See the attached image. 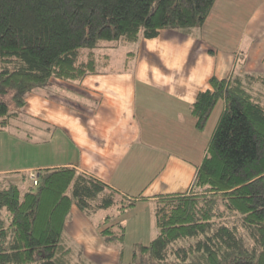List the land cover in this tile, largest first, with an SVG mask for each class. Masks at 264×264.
Segmentation results:
<instances>
[{
    "label": "trees",
    "instance_id": "trees-1",
    "mask_svg": "<svg viewBox=\"0 0 264 264\" xmlns=\"http://www.w3.org/2000/svg\"><path fill=\"white\" fill-rule=\"evenodd\" d=\"M216 1L0 0V131L26 117L28 97L50 80L97 74L102 42L203 26ZM209 84L191 106L197 130L221 100L225 109L193 185L158 196V234L137 244L128 264H264V106L237 76H214ZM38 174L39 185L25 192L0 180V264H73L66 225L74 206L120 216L138 201L75 167ZM114 213L100 225L107 246L125 241Z\"/></svg>",
    "mask_w": 264,
    "mask_h": 264
},
{
    "label": "crops",
    "instance_id": "crops-1",
    "mask_svg": "<svg viewBox=\"0 0 264 264\" xmlns=\"http://www.w3.org/2000/svg\"><path fill=\"white\" fill-rule=\"evenodd\" d=\"M249 2L217 0L200 42L169 29L154 39L138 40L144 55L134 69L109 67L108 55L105 69L81 82L52 79L38 88L27 99L26 117L17 131H0V150L13 152L8 162L0 160V180L28 183L31 171L75 167L130 199L138 198L128 214L114 213L112 223H121L130 235L143 233L137 240L151 242L158 234V196L189 192L207 153L212 137L199 142L202 131L191 106L210 88V79L237 76L264 106V53L259 51L264 49V0ZM220 19L229 23L230 32L240 27L238 43L251 54L241 57L242 49L225 53L214 46L210 34ZM72 212L83 213L76 206ZM96 235L102 252L100 229Z\"/></svg>",
    "mask_w": 264,
    "mask_h": 264
},
{
    "label": "rangeland",
    "instance_id": "rangeland-1",
    "mask_svg": "<svg viewBox=\"0 0 264 264\" xmlns=\"http://www.w3.org/2000/svg\"><path fill=\"white\" fill-rule=\"evenodd\" d=\"M262 1L263 0H252V2H249V4L253 3V5H256L262 3ZM223 18L225 19V17ZM214 27H216V29L210 35L213 39L212 42L214 43L215 47L222 48V51H224L225 53H229L232 51H240V49H242V53L240 55L241 57H243L244 53L251 54L250 49H247L246 46L241 48V43H238V33L241 32L239 26L236 27L234 31L230 32L228 30L230 28L229 23L227 21H224L223 19H220L219 24L214 25ZM169 30L178 32V34H190V36L196 37L199 42L201 41V36L207 33V29H205V27L202 28V26L190 29L183 28ZM188 30H191V32L189 33ZM249 45L250 41L247 42V46ZM140 47V42H127L124 40H120L119 42H102L100 47L98 49H95L98 58V68L105 69V66L103 64L104 56L109 55L111 57V63L109 67H128L129 69H134L137 59L144 55ZM259 51L262 52V54L264 53L263 48H259ZM86 55L87 50H83L81 60L85 59ZM126 62H128V65ZM242 77L244 78V76ZM243 83L245 82L243 81ZM256 85H259V83H256ZM223 106L224 101L221 100L212 112V115L207 123L205 130L200 133L199 142H202L204 144L208 139H210V137H212L213 131L216 128L221 112L223 111ZM20 124L21 120H13L8 130L16 132ZM25 131L28 132L29 130L26 129ZM35 138H37L36 135ZM35 138L34 141H36ZM0 147L2 146L0 145ZM35 148V145H30V150H35ZM3 151L4 149L2 151L0 150V160L6 163L11 158L13 152L10 149L5 150L4 152ZM28 183L19 180L22 192H25L29 188ZM128 212L129 211H127L126 213L128 214ZM112 213H114V210H103L93 215L72 212V217L66 225V236L68 238L69 245L74 249L72 253L73 264H128L132 258V251L134 247L137 244H148L150 242V240H147L145 242H142V240H137L139 236H144L143 233H141L140 235H130L131 233L129 232L126 233L125 241L123 243L111 246L104 245V251L101 252L100 250H98V246L100 245V242H102L99 241L100 238L96 235V232L100 229L99 224L102 225L103 223H105L106 216ZM3 217H8V213L6 211L3 212ZM127 218L128 215L120 217V219L123 221ZM148 230L149 229L146 228V234L148 233ZM119 248L123 253V262L121 261V263L116 260V255L120 253ZM106 250L112 251L107 252Z\"/></svg>",
    "mask_w": 264,
    "mask_h": 264
},
{
    "label": "built area",
    "instance_id": "built-area-1",
    "mask_svg": "<svg viewBox=\"0 0 264 264\" xmlns=\"http://www.w3.org/2000/svg\"><path fill=\"white\" fill-rule=\"evenodd\" d=\"M28 181L31 187H37L40 182L39 174L35 171H31L28 176Z\"/></svg>",
    "mask_w": 264,
    "mask_h": 264
}]
</instances>
